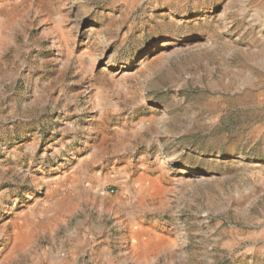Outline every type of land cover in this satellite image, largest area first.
I'll return each instance as SVG.
<instances>
[{
    "label": "rangeland",
    "instance_id": "374dc122",
    "mask_svg": "<svg viewBox=\"0 0 264 264\" xmlns=\"http://www.w3.org/2000/svg\"><path fill=\"white\" fill-rule=\"evenodd\" d=\"M0 264H264V0H0Z\"/></svg>",
    "mask_w": 264,
    "mask_h": 264
},
{
    "label": "bare ground",
    "instance_id": "6f19581e",
    "mask_svg": "<svg viewBox=\"0 0 264 264\" xmlns=\"http://www.w3.org/2000/svg\"><path fill=\"white\" fill-rule=\"evenodd\" d=\"M153 185V184H152ZM136 231H138V233H139V235L138 234H133L132 236L133 237H135L136 236V238H137V236H139V238L141 237V236H143V238L145 239L144 240V242L143 243H145V244H147V241H150L151 240V235H150V233L149 232H141V230H136ZM132 232H135V231H132ZM136 233V232H135ZM141 234V235H140ZM138 244H134L133 245V248H136V249H138ZM147 246V245H146Z\"/></svg>",
    "mask_w": 264,
    "mask_h": 264
}]
</instances>
